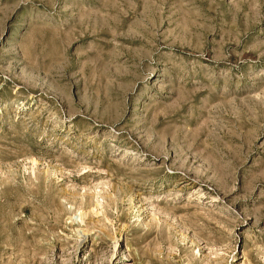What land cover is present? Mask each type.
Returning <instances> with one entry per match:
<instances>
[{"label":"rangeland","instance_id":"1","mask_svg":"<svg viewBox=\"0 0 264 264\" xmlns=\"http://www.w3.org/2000/svg\"><path fill=\"white\" fill-rule=\"evenodd\" d=\"M0 264H264V0H0Z\"/></svg>","mask_w":264,"mask_h":264}]
</instances>
